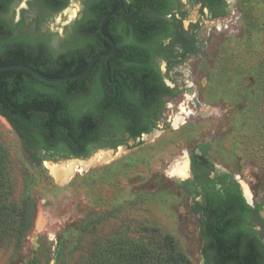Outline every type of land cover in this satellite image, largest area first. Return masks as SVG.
I'll use <instances>...</instances> for the list:
<instances>
[{
  "label": "rangeland",
  "instance_id": "374dc122",
  "mask_svg": "<svg viewBox=\"0 0 264 264\" xmlns=\"http://www.w3.org/2000/svg\"><path fill=\"white\" fill-rule=\"evenodd\" d=\"M172 1L174 10L151 15L172 26L155 46L164 84L177 93L163 98L149 133L84 157L42 152L35 161L0 115V197L35 202L21 244H0V264H97L111 245H151L163 235L191 264H210L190 153L194 178L225 173L249 195L258 207L249 223L264 249V0H226L216 19L204 0ZM184 157L188 176L180 178L171 168Z\"/></svg>",
  "mask_w": 264,
  "mask_h": 264
},
{
  "label": "trees",
  "instance_id": "16d2710c",
  "mask_svg": "<svg viewBox=\"0 0 264 264\" xmlns=\"http://www.w3.org/2000/svg\"><path fill=\"white\" fill-rule=\"evenodd\" d=\"M95 1L99 2L96 8L101 16L118 5L117 0ZM204 5L213 17L226 14V0H204ZM171 8L170 0H125L123 8L107 21V33L119 44L121 57L109 60L107 66V58L98 59L83 78L46 82L22 70L0 71V115L11 124L35 161L42 159V152L84 157L93 147H116L120 144L117 138L122 117L130 136L140 135L143 106L159 100L162 92H177L161 83L151 65V48L122 39L147 41L167 36L168 26L153 19L151 12L165 13ZM104 44L103 40L92 52L69 55L58 68L44 69L38 52L2 40L0 65L24 64L47 76L78 73L94 53L110 48ZM103 81H109L107 92ZM195 181L196 188L202 189V234L210 264H264V249L247 224L249 212L258 207L251 209L234 180L224 184L222 192L214 191L215 184L203 172ZM34 212L35 202L30 196L22 197L18 204L0 197V244L10 237L19 246L31 227ZM147 230L157 233L155 228ZM115 246L111 245L107 256H101L97 264H191L170 235L161 236L159 243L151 245L125 242Z\"/></svg>",
  "mask_w": 264,
  "mask_h": 264
},
{
  "label": "flooded vegetation",
  "instance_id": "af4514ba",
  "mask_svg": "<svg viewBox=\"0 0 264 264\" xmlns=\"http://www.w3.org/2000/svg\"><path fill=\"white\" fill-rule=\"evenodd\" d=\"M102 1L104 2V0ZM121 1L122 6L119 10L123 8V3L125 0ZM170 1L172 2V8L169 12H171L175 8L173 1ZM71 2L72 0H0V41L5 40L8 41V43L24 46L27 48L29 47L34 52H38L40 54V65L44 67V69L60 67V65L64 63L67 57L74 53L92 52L93 50L97 49L102 45L103 40L105 41V44L108 43L110 45V48L104 51H97L92 56L98 53L109 51L111 49V44L102 36L100 30L101 23L106 15L101 16L100 12L97 11L96 6L99 4V2L95 0H77L75 6L73 8H70L69 6L73 5ZM117 2L118 5L113 10H115L120 5V1L117 0ZM203 7L205 8L209 16L213 19L221 18L226 15L225 14L224 16L213 17L204 4ZM70 11H74V13L70 14ZM225 11L227 12V5ZM151 17L153 19H157L152 15ZM108 19L105 20L102 25V31L107 35H109L107 33L109 26V23L107 22ZM164 24L168 26V31L170 32L165 37H156L152 40L147 41H135L133 40V38L127 37L125 39H122V41L124 43H137L141 47L152 49L153 58L151 65L159 73L161 77V83L166 86L164 84L162 71L158 67L157 62V57H159L158 54L160 53L161 49H158L155 46L156 40L169 39L170 36L173 34L171 24L165 22ZM112 40L115 42V51L106 57H101L107 58L104 61L106 66L109 60L119 59L122 55V51L119 44L113 38ZM90 58L88 59V61L90 60ZM98 59H96L95 62ZM103 82L102 83L104 85V91L107 92L109 81ZM168 88L171 89L170 87ZM154 92V95H157L158 92L156 89H154ZM166 96L173 97L174 95H171L167 92H162L159 96V100L153 101L150 105L143 106V113H141L140 122L138 123V127L143 128V130L140 135L136 138H139L141 135L150 132V129L154 125L156 114L158 113L160 106L162 105V100ZM121 120L123 121V123L120 125L119 137L117 138L120 144H118L117 146L121 145L123 142L122 135H126L129 139H136L130 136L127 124L124 122L125 118L122 117ZM147 128L149 129L145 130ZM202 153H204L203 148L199 153V157L202 156ZM194 156L196 157L197 155H195L194 153H190L188 158L190 172L192 175V179H194L191 184L196 187V181L193 174V168L195 166V163L193 162ZM217 174V180L214 181L209 179L215 184L214 191L222 192V186L226 184L229 180H234L235 182H237L228 174ZM186 183L188 182H185V186H187L188 188V185ZM239 188L241 190V194L245 202L251 207V209H255L256 206L252 207L248 200L245 198L240 185ZM196 189L198 190L197 192L201 195L202 200V189L199 186ZM251 212L252 210L249 212L247 224L252 229H254L249 223Z\"/></svg>",
  "mask_w": 264,
  "mask_h": 264
},
{
  "label": "water",
  "instance_id": "95a60500",
  "mask_svg": "<svg viewBox=\"0 0 264 264\" xmlns=\"http://www.w3.org/2000/svg\"><path fill=\"white\" fill-rule=\"evenodd\" d=\"M120 1V5L113 10L112 12H110L108 15H106L101 23L100 26V30L102 33V36L111 44V49L107 52H103V53H98L94 56H92L90 58V60L88 61L86 67L78 72V73H73V74H66V75H62V76H55V77H51V76H46L44 74H42L41 72H39L38 70L24 65V64H5V65H0V71H4V70H22V71H26L32 75H34L35 77H37L40 80L46 81V82H60V81H64V80H71V79H80L85 77L91 70L94 62L96 59L101 58V57H106L108 55H110L112 52L115 51V42L112 40V38L105 34L102 31V25L104 23L105 20H107L108 18H110L111 16H113V14H115L122 6V1Z\"/></svg>",
  "mask_w": 264,
  "mask_h": 264
},
{
  "label": "bare ground",
  "instance_id": "6f19581e",
  "mask_svg": "<svg viewBox=\"0 0 264 264\" xmlns=\"http://www.w3.org/2000/svg\"><path fill=\"white\" fill-rule=\"evenodd\" d=\"M74 11H70V14H73ZM76 13V12H75ZM73 16V15H72ZM188 159L187 157H184L181 160H178L174 163V165L171 168V173L177 177H186L188 176ZM246 198L249 197L248 194L244 193Z\"/></svg>",
  "mask_w": 264,
  "mask_h": 264
}]
</instances>
